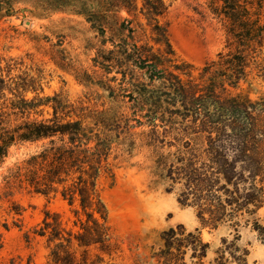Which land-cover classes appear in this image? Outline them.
I'll return each mask as SVG.
<instances>
[{"label":"rangeland","instance_id":"374dc122","mask_svg":"<svg viewBox=\"0 0 264 264\" xmlns=\"http://www.w3.org/2000/svg\"><path fill=\"white\" fill-rule=\"evenodd\" d=\"M6 1H10L14 12L0 19V75L4 78L0 83V109L10 115L11 127L28 119H51L53 103L48 99L58 95V101L67 106L58 118H65L69 112L74 120L86 118L90 124L97 118L105 125L102 132L111 143L108 163L114 177L102 176L98 189L122 249L116 262L156 264L152 255L163 247L162 234L171 229L180 233L183 228L186 232H200L203 242L210 245L205 259L208 264H214L220 256L228 264H264V244L252 229L255 220L263 224L264 207L254 216L244 211L236 213L237 206L230 203L233 199L241 203L248 185L217 181L206 160L211 149L221 155H217L219 164L226 158L231 161L230 155L240 156V151L246 149L264 156L262 60L252 65L247 81L241 82L238 89L226 84L224 90H215L222 100L241 95L251 101V123L256 132L250 137L230 128L219 134L197 133L191 119L178 112L179 105L167 101L170 90L162 89L157 82L151 85L143 72L128 62L123 67H102L97 63L105 61L109 51L117 50L111 42L125 38L117 35L115 25L106 29L103 38L84 16L71 10H49L48 0ZM166 2L170 6L157 22L142 12L141 0L136 13L123 11L119 17L132 23L139 46L165 54L167 41L174 64L186 74L171 70L182 80L191 79L205 87L209 83L201 80L203 68L225 52V31L198 7L201 2ZM157 24L166 33V40L157 35ZM131 75L133 85L147 84L142 93L152 101L149 103H156L155 97L163 99L158 104L162 109L152 105L141 108L137 89L128 84ZM12 103L21 111L17 109L13 114ZM149 109L155 113L149 114ZM43 143L16 144L7 157L0 159V264H48L47 237L35 234L43 227L45 213H50V221L54 218L62 228L73 231L79 229V224L75 226L78 219H86L77 202L70 205L60 194L45 197L24 188L7 187L4 179L9 169L40 151ZM238 167L239 171L241 164ZM209 187L225 206L226 214L236 215L217 229L202 223L196 205L211 204L207 200ZM209 218L206 213L205 219ZM235 221L239 223L237 228ZM191 253L188 249V263Z\"/></svg>","mask_w":264,"mask_h":264},{"label":"trees","instance_id":"16d2710c","mask_svg":"<svg viewBox=\"0 0 264 264\" xmlns=\"http://www.w3.org/2000/svg\"><path fill=\"white\" fill-rule=\"evenodd\" d=\"M138 1L48 0L46 7L54 11L71 10L84 16L103 38L106 29L115 25L117 35H125V38H120L118 43L111 42L117 50L109 51V57H102L106 60L97 63L102 67H123L128 62V65L142 71L151 85L157 82L162 89L170 90L167 101L179 105L178 112L182 113L183 118L191 119L192 126L198 129L197 133L219 134L228 128L233 132L240 131L243 137H250L255 133V125L251 123V109L254 106L251 101L241 95L222 100L215 90L219 87L224 90L226 84L238 89L241 82L247 81L252 65L258 59L264 63V0H196L201 2L198 7L203 8L222 25L226 35L225 52H221L216 61L203 68L201 80L209 83L205 87L191 79L184 81L171 70L173 68L180 74H186L181 66L174 64L175 60L171 58L174 54L167 41L165 44L168 51L165 54H155L152 48L139 46L134 40L136 29L131 26L130 21L121 20L119 14L123 11L129 15L136 13ZM141 1L142 12L156 22L170 6L166 0ZM9 2L0 0V19L14 12ZM155 31L166 40V33H162L158 24ZM103 42L106 43L105 39ZM106 62L111 65H105ZM262 70L264 71V66ZM205 76L209 79L204 80ZM133 77L131 75L128 84L137 89V101L141 103V108L152 105L155 109H162L158 104H162L163 99L155 97L156 103H149L152 101L142 93L147 84L133 85ZM0 83H4L1 75ZM48 100L53 103V118L28 119L14 127L8 121L10 115L0 109V159L7 157L9 149L16 144L44 142L40 151L9 169L4 179L6 185L24 188L29 193L45 197L60 194L70 205L77 202L85 215V220L78 219L75 223V226L79 224V229L73 231L62 228L54 218L50 221V213H45L43 227L35 234L47 237L48 264H118L115 259L122 253V249L111 230L108 213L98 189L102 176L107 179L114 177L108 163L111 143L108 135L102 132L106 127L97 118L92 119L93 123L90 124L86 123V118L78 117L74 120L68 115L69 112L65 118H58V113L66 110L67 106L58 101V95ZM17 109L21 111L18 105L12 103L13 114H16ZM154 111L148 110L149 114L155 113ZM240 153V156H236V153L230 155L231 161L226 158L225 163L219 164L220 158L217 155H221L211 149L206 153V160L213 170L210 174L217 181L223 179L228 184L236 181V184L243 182L248 185L242 202L233 199L230 205L237 206L236 213L244 211L247 215L254 216L264 207V156L249 149L241 150ZM239 164L241 167L238 171ZM209 188L206 190L207 200L211 204L196 205L202 223L217 229L227 222L228 217L235 218L236 215H227L225 206L213 194L214 189ZM212 208L217 210L213 211ZM206 213L210 216L208 220L205 219ZM249 223L248 220L247 225ZM234 226L237 228L239 223L235 221ZM252 229L264 244V219L263 224L255 220ZM160 241L163 247L152 255L156 264H208L205 259L210 245L203 242L198 231L186 232L182 228L177 233L171 229L162 234ZM188 249L192 250L189 257L191 263L187 262ZM214 264H228V261L220 256L215 259Z\"/></svg>","mask_w":264,"mask_h":264}]
</instances>
